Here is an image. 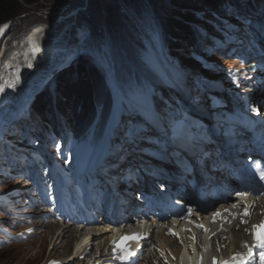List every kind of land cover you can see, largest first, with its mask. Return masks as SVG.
<instances>
[{
  "label": "rangeland",
  "instance_id": "1",
  "mask_svg": "<svg viewBox=\"0 0 264 264\" xmlns=\"http://www.w3.org/2000/svg\"><path fill=\"white\" fill-rule=\"evenodd\" d=\"M150 1L154 4L153 8L157 16L162 18L164 27L157 22L148 0L130 2L127 0H104L103 2L101 0L98 5L99 9L93 0H38L34 5H24V11L18 19L8 22L10 26L0 46L1 51L6 48L7 55L17 43L16 41L7 42L8 38L16 29L24 25L32 26L40 23L48 25L58 21V28L63 24V27L69 25L71 29L64 38L65 42H62L63 49L58 54L52 69L43 67L44 70L40 71L35 68L39 62L37 65L35 63L28 65L22 60L16 77L17 83L14 84L10 96L0 104V264H63L66 260H63V257L66 258L65 256L68 255V248L72 244L73 237L68 235L65 244H60L61 238L56 236L64 216L62 213L64 209L59 205L64 204L65 193L72 192L74 189H84L88 178L97 177L100 180L104 174L96 176L89 171L97 155L98 145L84 155V148L92 146V135L85 140L82 146L75 147L70 138L59 144V138L53 140V137L40 127L46 117L54 120L53 113L59 111L57 108L61 100L58 88L59 77L66 72V78L72 81L88 80L87 72L79 73L77 69L78 57L87 58L95 64L105 88L108 89L113 99H124L121 92L129 89L131 95H134L132 98L134 101H144L147 96L142 78L145 77L142 74L144 70L153 71L152 74L155 76V79L152 77L153 81L157 80L161 83L163 79L168 80L172 86L166 91L167 97L174 96V100H178L180 104V106H175L169 103V107L173 108L177 115L167 113L163 118L168 121L167 118L173 117L175 120L181 119V113L184 115L188 113L187 107L197 115L200 107H206L207 101L213 94L219 95V88L227 90L233 83L235 84L238 75L231 70L234 67L237 70V66L239 68L246 66L245 61L250 58L248 51L258 56L254 48L264 47V31L263 37L256 40L255 44H248L249 50L243 43H239L243 42L242 40L237 41L239 44L236 42L238 44L236 47L230 48L229 44H225L228 50L219 45L207 46L206 41H201L202 38H210L217 43L215 39L218 38V32L213 26L216 19L210 14L208 21H203L206 18L205 13L208 12L204 11L205 9L202 10L199 4L191 5L187 12L191 16L196 15L201 21V24L194 29V33L199 31L200 44L197 45L194 42V46L190 48L187 42L180 41L181 39L176 38L173 33L174 35L168 37L173 39L175 46L167 47L169 45L167 34L171 22L169 17L176 11L170 8L168 0ZM237 4L240 7L234 4L227 11L224 19L225 25L222 26L219 23L217 25L219 28L222 27L221 32L225 33L226 37H229L230 31L235 29V32L239 31L241 35L243 34L244 27L237 25L240 22L239 19L237 23L232 21L236 16L246 17L248 15L247 6ZM107 5L111 8L112 19H107L105 11H102ZM258 18L261 19L259 15ZM129 27L132 28L128 34L130 39L126 38ZM142 28L148 32V37L153 42L154 52L146 38L145 40L142 37L143 41L140 43L135 39L139 43L137 45L131 37L135 34L133 30H136L141 37ZM233 37L238 39L239 35ZM230 41H234L233 38H230ZM233 48L235 49L234 54H232ZM239 48H242V53L245 55L244 58L236 61ZM104 52L107 54L105 55ZM107 56L113 57L114 60L112 58L113 61H110ZM195 58L201 61L198 62ZM202 62L205 63L206 68L211 63L209 65L211 67L208 70L202 68ZM109 66L112 68L110 69ZM171 69L179 72L180 70L186 71L184 79L193 83V89L185 90L184 93L175 83L177 78L172 75ZM199 69H203V73L199 75L201 79L194 76ZM150 73L148 72L149 75ZM56 92V95H52L53 99L49 98L51 93ZM62 99L65 100V97ZM37 101L43 102L44 109L38 110ZM118 114L119 123L114 130L115 134L118 135L121 132L122 136L126 135L127 133L124 132L126 127L127 130H132V133L136 130L138 141L143 140L142 133L148 130L140 116L132 110H123ZM205 121L209 122L208 118ZM56 126L55 132L57 131ZM121 127L124 128L123 131H119ZM148 134L139 145H152V142L158 140L159 147H162L165 143L159 139L158 134L149 132ZM146 151L141 152V155L147 157L149 153L148 151L145 153ZM73 159L86 160L83 174L78 165L73 169L71 165ZM125 163L127 162H121L119 168H122ZM87 230V236L83 235L75 242L77 248L85 247L89 243L83 250L84 252H87L88 247L93 246L95 255L101 250L105 253L103 247L108 234L99 236L94 227H88ZM52 245L53 248H50ZM96 247H99V251H96ZM51 254L57 257L52 259ZM70 257L72 263L77 259L73 255Z\"/></svg>",
  "mask_w": 264,
  "mask_h": 264
},
{
  "label": "bare ground",
  "instance_id": "2",
  "mask_svg": "<svg viewBox=\"0 0 264 264\" xmlns=\"http://www.w3.org/2000/svg\"><path fill=\"white\" fill-rule=\"evenodd\" d=\"M232 1L235 2V0H232ZM237 1H238V3L245 4L247 6L248 15L246 17H243V18L240 16H236V17L234 16L235 19L232 22L237 23V21H238L237 19H239L240 22H238L237 24H238V26L242 25L244 27V29L247 30V35H249V36L255 35V37L261 38V34L258 31V28L264 27V22H262V19H259V18L257 21V19L256 18L254 19V17L250 14V12H253L254 15H257V16L259 15V13L256 12L257 11L256 6H254L253 2H250L249 0H237ZM248 16H249V18H247ZM250 16H251V18H250ZM57 22L58 21L51 22L48 25L41 24V23L35 24L32 26L24 25V27L16 29L11 34V36L8 38L7 42L16 41L17 43H15L14 47H12L10 54L6 55L5 58H4V55L2 58H0V81H1L0 104H2L8 96H10V94H11L10 92H12L14 84L17 83L16 77L18 76L17 73L20 69V63L22 62V60H24V63L27 62L28 65H32L34 63L37 65V63L39 62L40 64L38 63V65L35 66V68L40 70V71L43 67L49 68L52 63H54V62L56 63V61H57L56 58L58 57V54H60V52L62 51L63 46H64V44L62 42H65L64 38L67 36L68 31L71 29V28H69V25H65V27H63L64 26L63 24H62V26H60L58 28ZM251 22L254 24L251 25L250 24ZM51 24H53L52 27H51ZM259 24L263 25V26H260ZM65 29H66V31L63 32V30H65ZM141 31L144 34V36L146 37L147 41L151 42L150 45H152V40L150 39V37H148L149 36L148 33L145 30H143V28L141 29ZM56 32H58V34ZM4 35H5V33H4ZM4 35L2 36V38L4 37ZM222 35L225 36V33H218V35H217L218 39H220V37ZM197 36H194L193 38H195L197 40L200 39L201 36L199 34H197ZM203 40L206 41L208 44L210 43L209 39H203L202 38V41ZM255 52H257L259 55L262 56V57H259L260 59L264 60V47L263 48H261V47L257 48V50ZM42 70H44V69H42ZM248 71L250 74L246 75V73H245L244 77L242 76V78H241V82H243L242 84L246 85V86H243L240 84L238 85V83L237 84L233 83L231 85L230 89L225 90V89L219 88L220 90L218 92L224 93V94L227 93V96L231 97L233 99L234 104H235L236 108L238 109L240 106V104H239L240 97L238 94L235 95V91H237V90L244 91V93H246V95H244L245 97H247L248 95L251 97H249L248 99L244 98V101H246V102L243 104L244 105L243 107H245V108L240 106L242 112H240V110L238 109V111L237 110L233 111V114H238L236 116L239 117L242 113H244L245 115L248 116V119L251 120L252 119V117L250 116L251 114L260 113L261 115H263L262 118H264V101H262L260 98V97L264 96V70L262 68H259V67L256 69V66L254 65L253 67L249 66ZM22 73H24V72H22ZM257 73H258V80L256 82ZM29 74H27V75H29ZM251 87H256V88H253V90L258 92L257 98H256V96H254V93L251 92L252 91L250 89ZM212 91H216V90L212 89ZM252 96L256 99L252 98ZM217 97H219V95H217ZM212 100H213V103H211V106H213L214 109L219 107V105H222L221 101H219V103H217V100L215 98ZM205 106L206 107L203 106V108H204L203 111H200V110H198V111L203 112L206 115L210 114L208 111H212L213 109L209 106V104H207ZM244 109H246V111ZM56 114H57V111H55V113H53V117H55ZM229 115L232 116L231 114H229ZM229 115H227V116L224 115L225 117H222L219 114L211 121L212 124L216 125L217 129H219V132H218V130L214 131V133L212 135V139H215V140H209L208 143H201L199 145H195V150H199V152L209 151L213 154L215 153L214 148H215V150L218 148L217 151H219V152L221 151V153L225 154V158H226L225 161H227L226 162L227 166L233 160L236 164L237 158H235V157H238V156L240 157L241 153H244L247 151L245 149V146H246V144H248L249 139L251 138V132L250 133L249 132H247V133L243 132L241 135V138L242 137L243 138L242 139L239 138L237 140H235V138L232 136L225 135V134H227L226 132H228L230 130L229 124H232L231 126L233 128H235L237 131L245 128L241 119H239L237 122H234L233 120L230 119L231 117ZM211 116H214V115H211ZM196 119L199 122H204L206 120V117L204 115H200V117H198ZM261 120H263V119H261ZM222 122H225L227 124H224ZM223 126L225 127V134H223V132H222ZM148 129H150V128H148ZM179 129L180 128H177V129H175V131L178 133ZM51 130L53 132H55L54 128H51ZM123 130H124V128H122V127L119 129V131H123ZM148 132L143 131V133H142L144 135L143 140L149 135ZM149 133L156 134L152 131ZM123 136H122L121 132H119V135L116 137V139H112V141L101 144L100 146L98 145V147H100L101 150H100V152L97 153V155L95 156L94 159H96V161H102V164H101L100 168L97 170V173L99 176L100 175L102 176L103 173L104 174L101 177V179L97 180L96 182H97V184H101L102 186L105 185V189L110 188L113 185L116 186L117 183L115 182V180H116L115 177H116V175L119 174V172L121 170V168H119L120 167L119 164L121 162H124L125 160H129V158H130V155L126 151V149L127 148L132 149L134 147H137V148H135V151H136V150L143 149V147L147 146V144L139 145L143 140L138 141V136H137L136 130H134V132L132 133L131 136H125L124 134H123ZM220 136L223 139L221 144H219L216 140L217 138L219 139ZM158 137H159V139L161 138L160 135H158ZM162 140L165 142L164 138H162ZM224 141H226L227 145H231L233 148H224L223 147ZM220 142H221V140H220ZM149 146L153 147L154 151L156 153H159L161 151V148L159 147L158 140H156V142H152V145H149ZM166 147H168V149L165 148V150L167 149V151L170 150L171 152H173V150H174L173 148H171L168 145ZM232 151L234 154L229 157L231 159L229 161L228 160L229 158H227L226 154L231 153ZM186 152H187V154L192 156V154L189 151H186ZM109 158H111L112 160H110ZM191 159H192L191 161H194L196 159V156H192ZM147 161H149L148 158H147ZM202 161L204 163H206L207 159H205V157H203ZM153 163H156V162H152V164ZM129 164L127 162L124 167H126ZM211 168L209 167L208 171H211L214 174L218 173V172L212 170ZM227 168L228 167L221 166V170H222L221 173L223 171H225V169H227ZM229 170H230V168H229ZM105 177L109 181L108 180L104 181ZM112 179H113V182H112ZM172 183H175V181H172ZM135 185H136V179L133 183V186H135ZM122 195L123 194L121 193V198L125 199L126 195L125 196H122ZM97 197H98V204H102L105 200V197L103 195H98ZM262 204H264V201L262 202ZM88 205H89V207H91L92 203L88 202ZM95 211L98 212V217H101L100 222L104 223L103 227L98 226V228H97V227H94V224L86 226L85 225L86 222L84 221V219H80V218H77L74 216L73 219L69 220L68 217L63 216V219H62L63 222L62 221L60 222V225H59L60 227H58V230H57V231H59V233L57 232L56 236L61 238L60 244L61 243L65 244L68 235L73 237L72 238V244H70V246L68 248L69 253L67 252V250L64 251V252H66V254L68 253V255L65 256L66 258L63 257V260L66 259L65 261H69V259H71V257H69V254L72 253L73 257H77V259L75 260L74 263L83 262L84 259L87 260L85 262V264L97 263L98 258H96V255L93 252V246L92 247L90 246L89 248H87L88 252L85 253L83 250H85V247L89 243H87L85 245V247H82V248H77V244H75V242H77V239H79L81 236H83V235L87 236L88 227L96 228V231H97L96 234H99V236L107 234V231L110 229V227L107 228V223H106V219L108 218V216L107 215L102 216L103 213L99 211L97 206H95ZM125 213H127V211H125L124 214ZM118 214L122 215V211L119 212ZM124 214H123V217H124ZM124 218H126V217H124ZM68 220L70 221V223L67 222ZM36 222L38 223L37 220H36ZM92 222H94V220H91V223ZM235 222L236 221L231 222L230 227ZM143 223L144 222H141L140 225H142ZM131 226L132 225L130 224V226H128L126 229L123 228L122 231L126 232V230L130 229ZM170 226H171L170 223H165L158 230L160 232H162L163 228L169 229ZM34 227H36V226H34ZM233 233H234L233 242H235L236 244H239L242 236L246 235L243 230L242 231H231V236L233 235ZM114 234H115V231H112L110 233V238H112ZM158 234H159L158 231L153 232V235H158ZM190 234H192V232ZM130 237L133 240H136V238L133 234H130ZM90 240L92 241V239H90ZM138 241L139 240H137V244H134V245L133 244H127L126 249L129 251L138 250V248L141 247L138 244ZM58 243H59V241L57 242V244ZM149 244L150 243H146L142 250H145L146 246H150ZM106 245H107V239L105 241L103 248H105ZM50 248H53V245ZM148 248H146V250L144 251V254H143L144 257H146V255L148 253H150V252H148L149 251ZM170 249L173 251L172 248H170ZM96 251H99V247H96ZM99 252L101 253L102 250ZM56 257L57 256H53V254H51L50 258L53 259ZM100 257H101V255L99 256V258ZM74 263L71 262L70 264H74ZM146 263H148V261ZM63 264H65V262H63ZM181 264H183V262H181ZM192 264H193V261H192Z\"/></svg>",
  "mask_w": 264,
  "mask_h": 264
},
{
  "label": "trees",
  "instance_id": "3",
  "mask_svg": "<svg viewBox=\"0 0 264 264\" xmlns=\"http://www.w3.org/2000/svg\"><path fill=\"white\" fill-rule=\"evenodd\" d=\"M38 0H0V24H3L7 21L13 22L14 20L18 19V17L24 11V5H34L37 3ZM101 0H93L97 8ZM132 1V0H127ZM168 0L170 8L175 10L176 13H171L169 19L170 22V30L167 34V37H171L173 33H175V37L180 38V41L184 43L187 42L189 46H194L195 44L198 45L199 39L193 38L197 36V33H194V29H196L201 21L198 20L196 15L191 16L187 10L191 5L195 6L199 4L201 9H205L207 11V15L212 12H220L222 8V4L225 1H232V0ZM104 2V0H103ZM148 4L152 7L153 13L156 15V20L160 26L164 27L162 23V18L158 17L156 11L153 8V5L150 0H148ZM178 5V6H177ZM105 11V16L107 15V19H112V11L111 8L107 5L102 10ZM168 12H170L168 10ZM168 19V21H170ZM198 20V21H197ZM197 23L195 26L193 24ZM131 27L126 32V36L131 32ZM135 34L131 37L134 38L135 44L139 45L142 42V37L139 36L136 30H133ZM168 37V38H169ZM198 37V36H197ZM126 38L130 39V35ZM127 41L129 42V40ZM135 39H137V42ZM196 45V46H197ZM173 39L169 38V45L167 47H174ZM87 58L78 57L77 60V69L79 73L87 72L88 80L86 81L81 80H70L66 78V72L63 74L62 77H59V83L56 87L59 88V92L61 94V100L58 102V115L57 118L59 123L67 125L71 129L73 136L75 138L80 139L85 137L86 130L93 124L95 121H98L97 126L101 129L104 126V121H106L108 117V111L110 110V99L111 96L109 94L108 89L105 88V85L102 82V77L96 69V66L90 60H86ZM149 70H144L142 74L151 82L155 76L150 73L148 74ZM153 77V78H152ZM63 78V79H62ZM155 83L158 85V81L156 80ZM57 89V88H56ZM162 91V90H161ZM160 91V92H161ZM58 92V91H57ZM57 92L51 93L49 98L53 99L54 95ZM53 95V96H52ZM65 97V100L62 99ZM42 101H37L36 106L39 109H44V105H42ZM44 124L50 123V117H46L44 119Z\"/></svg>",
  "mask_w": 264,
  "mask_h": 264
},
{
  "label": "snow or ice",
  "instance_id": "4",
  "mask_svg": "<svg viewBox=\"0 0 264 264\" xmlns=\"http://www.w3.org/2000/svg\"><path fill=\"white\" fill-rule=\"evenodd\" d=\"M217 215V214H214ZM261 245L264 246V242H261ZM262 258H264V253H261Z\"/></svg>",
  "mask_w": 264,
  "mask_h": 264
}]
</instances>
